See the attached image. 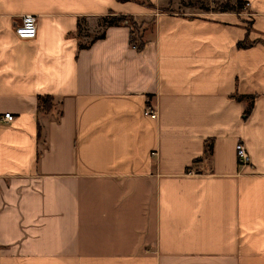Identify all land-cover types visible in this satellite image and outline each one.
Wrapping results in <instances>:
<instances>
[{"label": "crops", "instance_id": "obj_1", "mask_svg": "<svg viewBox=\"0 0 264 264\" xmlns=\"http://www.w3.org/2000/svg\"><path fill=\"white\" fill-rule=\"evenodd\" d=\"M145 1L0 0V264H264V0ZM109 13L142 51L126 25L79 49Z\"/></svg>", "mask_w": 264, "mask_h": 264}, {"label": "trees", "instance_id": "obj_2", "mask_svg": "<svg viewBox=\"0 0 264 264\" xmlns=\"http://www.w3.org/2000/svg\"><path fill=\"white\" fill-rule=\"evenodd\" d=\"M120 2H126L129 0H118ZM185 7H190L193 9H198L203 13H240L243 10V1L236 0L233 3H226L223 5H217L216 8L210 9L208 5H206V0H195V1H187L183 4ZM151 6V5H150ZM125 21H128V24H124ZM99 25L102 27L103 32L99 36H95L91 39V41L87 43L79 42V49H86L90 47L96 40L104 38V31L110 27H119L126 25L130 28V45L135 48L137 51H142L144 49V42L140 38L139 27L130 17L125 15H113L109 13L107 16L102 17L99 20ZM81 22L78 23V30H81ZM53 109V97L50 95L41 96L38 98L37 112L39 113H49ZM249 114V110L244 113V116ZM207 153L206 155H210L212 152V143L206 144ZM209 151V152H208Z\"/></svg>", "mask_w": 264, "mask_h": 264}, {"label": "built area", "instance_id": "obj_3", "mask_svg": "<svg viewBox=\"0 0 264 264\" xmlns=\"http://www.w3.org/2000/svg\"><path fill=\"white\" fill-rule=\"evenodd\" d=\"M14 33L15 36L22 41L35 39L37 34V18L34 15L30 14L24 15L23 17H21L20 23H16L14 27ZM144 114L153 119L157 118V113L149 108L144 111ZM0 120L11 123L14 120V117L10 113H4L3 117ZM235 149L239 165L247 166L250 159L244 145L239 142L236 144Z\"/></svg>", "mask_w": 264, "mask_h": 264}, {"label": "rangeland", "instance_id": "obj_4", "mask_svg": "<svg viewBox=\"0 0 264 264\" xmlns=\"http://www.w3.org/2000/svg\"><path fill=\"white\" fill-rule=\"evenodd\" d=\"M179 1L180 0H159V1L154 0L153 7L156 10V12H169V13H175L177 15L203 14V12H201L198 9L187 8L184 5H180ZM145 2L148 6H150L149 3L150 4L152 3L150 0H147ZM234 2L235 0H206V5H208L210 9L212 8L217 9V5H223L226 3H234ZM182 4H184L183 1ZM140 24H142V22H140ZM82 29H83L82 35L85 36L90 35L89 36L90 38L97 36V33L101 32V29L97 26L96 21L92 19L89 20L88 23H84Z\"/></svg>", "mask_w": 264, "mask_h": 264}, {"label": "water", "instance_id": "obj_5", "mask_svg": "<svg viewBox=\"0 0 264 264\" xmlns=\"http://www.w3.org/2000/svg\"><path fill=\"white\" fill-rule=\"evenodd\" d=\"M18 23H20V22H18Z\"/></svg>", "mask_w": 264, "mask_h": 264}]
</instances>
